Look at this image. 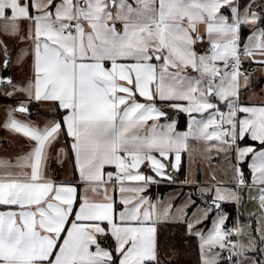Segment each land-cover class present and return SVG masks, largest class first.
I'll use <instances>...</instances> for the list:
<instances>
[{"label": "snow or ice", "instance_id": "1", "mask_svg": "<svg viewBox=\"0 0 264 264\" xmlns=\"http://www.w3.org/2000/svg\"><path fill=\"white\" fill-rule=\"evenodd\" d=\"M0 132V264H264V0H0Z\"/></svg>", "mask_w": 264, "mask_h": 264}, {"label": "rangeland", "instance_id": "2", "mask_svg": "<svg viewBox=\"0 0 264 264\" xmlns=\"http://www.w3.org/2000/svg\"><path fill=\"white\" fill-rule=\"evenodd\" d=\"M197 159H198V157H197ZM185 161H186V165H187V162H188V157H186L185 158ZM200 163L202 164V170L204 169V168H206V164H204V162L203 161H200ZM155 189L153 190V193L155 194ZM174 191V189L173 188H171V187H161V189H160V194L161 195H166V194H170V193H172ZM162 192V193H161ZM235 215H237L236 213H235ZM242 218L244 219L243 220V222L242 223H251V224H255V222H254V220H250L249 218H248V215H247V212H245V214L242 216ZM211 226V222H209V227ZM231 227V226H230ZM196 260L197 259H194V264L196 263ZM191 264H193V263H191Z\"/></svg>", "mask_w": 264, "mask_h": 264}, {"label": "crops", "instance_id": "3", "mask_svg": "<svg viewBox=\"0 0 264 264\" xmlns=\"http://www.w3.org/2000/svg\"><path fill=\"white\" fill-rule=\"evenodd\" d=\"M4 136V133L3 132H0V138H2ZM187 156H185V158H186ZM184 158V159H185ZM185 164H186V161H185ZM241 222H243L242 220H241ZM236 223V220H235V218L233 219V221H232V223H231V227L233 226V224H235ZM187 247V246H186ZM186 260H188L189 262H190V264L191 263H193L194 264V259H197V253L196 252H194V251H191V250H189V252L187 253V255H185V257H184ZM196 264V263H195Z\"/></svg>", "mask_w": 264, "mask_h": 264}, {"label": "trees", "instance_id": "4", "mask_svg": "<svg viewBox=\"0 0 264 264\" xmlns=\"http://www.w3.org/2000/svg\"><path fill=\"white\" fill-rule=\"evenodd\" d=\"M154 190V189H153ZM162 193V192H161ZM225 207V209L231 214V216H232V220H230L229 222H228V227H230L231 226V223H232V221H233V219L236 217V215H235V211H234V209L233 208H231L230 206H228V205H225L224 206ZM241 220L243 221L244 219L241 217Z\"/></svg>", "mask_w": 264, "mask_h": 264}]
</instances>
